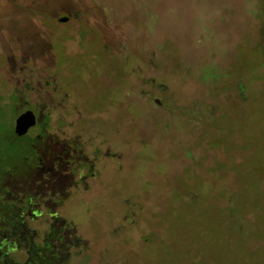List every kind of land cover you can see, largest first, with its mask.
Here are the masks:
<instances>
[{
	"label": "rangeland",
	"instance_id": "1",
	"mask_svg": "<svg viewBox=\"0 0 264 264\" xmlns=\"http://www.w3.org/2000/svg\"><path fill=\"white\" fill-rule=\"evenodd\" d=\"M7 36L110 148L67 209L98 264H264V0H0Z\"/></svg>",
	"mask_w": 264,
	"mask_h": 264
},
{
	"label": "flooded vegetation",
	"instance_id": "2",
	"mask_svg": "<svg viewBox=\"0 0 264 264\" xmlns=\"http://www.w3.org/2000/svg\"><path fill=\"white\" fill-rule=\"evenodd\" d=\"M17 41L0 37V264H98L67 209L97 189L110 148L81 120L62 64L32 65Z\"/></svg>",
	"mask_w": 264,
	"mask_h": 264
},
{
	"label": "trees",
	"instance_id": "3",
	"mask_svg": "<svg viewBox=\"0 0 264 264\" xmlns=\"http://www.w3.org/2000/svg\"><path fill=\"white\" fill-rule=\"evenodd\" d=\"M57 13L69 14L70 15V14H76V11H73V10H71L69 8H65V9L59 10ZM243 100H244V97L242 96V101ZM256 103L260 104L259 106H261L264 109V103L263 102H261V101L258 100V101H256ZM247 123H249V122H246V125H247ZM257 123H263V121L262 122H257ZM241 124H245V123H241ZM251 131H252V133L249 136H250V138H253L254 135H252V134L254 133V131L253 130H251ZM256 142L257 141H253V143L255 145H256ZM256 146H257V150L264 151V139H263V141H261L260 144H258ZM236 171H237V169H236Z\"/></svg>",
	"mask_w": 264,
	"mask_h": 264
},
{
	"label": "water",
	"instance_id": "4",
	"mask_svg": "<svg viewBox=\"0 0 264 264\" xmlns=\"http://www.w3.org/2000/svg\"><path fill=\"white\" fill-rule=\"evenodd\" d=\"M67 19V17L65 16H62L61 18H60V20H66ZM157 103H159V101H156Z\"/></svg>",
	"mask_w": 264,
	"mask_h": 264
}]
</instances>
